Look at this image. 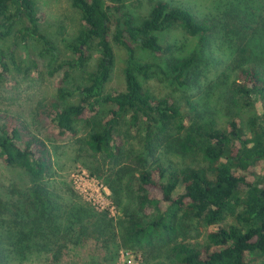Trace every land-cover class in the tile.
<instances>
[{
  "label": "trees",
  "instance_id": "obj_1",
  "mask_svg": "<svg viewBox=\"0 0 264 264\" xmlns=\"http://www.w3.org/2000/svg\"><path fill=\"white\" fill-rule=\"evenodd\" d=\"M126 1L73 0L82 29L67 45L71 55L63 57L42 32L44 15L33 0H0V40L18 47L0 48V82L11 86L13 73L21 71L20 49L30 57L26 73L41 77L44 65L48 77L55 79L56 95L37 105L36 125L58 142L75 137L81 123L92 126L86 147L102 162L96 169L86 164V169L105 180L121 213L116 221L108 211L60 201L46 182L53 173L47 142L22 118L0 113V164L21 169L28 178L17 201H0L2 213L10 215L1 220L8 249L0 246V264H8L11 256L27 260L55 253L58 259L68 243L78 245L84 238L102 241L107 251L119 249V239L123 247L142 251L146 263L153 261L149 264H254L264 257L260 116L251 113L250 136L237 118L223 128L207 127L195 121V104L186 102L188 112L171 96L152 97L142 81L160 71L173 76L179 86H192L191 75H198L196 62L206 56L211 43L218 44L229 53L226 69L236 76L228 84L225 101L249 109L257 105L264 118V0H223L213 25L166 1L157 2L149 17L136 25L123 9ZM178 27L197 38L198 45L192 54L171 58L164 67L162 58L173 47L163 45L159 34ZM117 52L125 58L124 89L109 94L106 88ZM95 55L86 83L75 82L74 73L84 71ZM125 123L145 135L150 156L143 159L142 169L126 165V142L118 134ZM158 151L200 158L205 166L150 165L149 158ZM107 161L112 168L106 169ZM228 218L232 222L227 223ZM198 226L206 228L204 243L191 242L201 238Z\"/></svg>",
  "mask_w": 264,
  "mask_h": 264
},
{
  "label": "rangeland",
  "instance_id": "obj_2",
  "mask_svg": "<svg viewBox=\"0 0 264 264\" xmlns=\"http://www.w3.org/2000/svg\"><path fill=\"white\" fill-rule=\"evenodd\" d=\"M159 1H166L173 6L186 9L195 16L196 20L206 21L210 25L216 23L218 10L223 6V2H226L223 0H128L123 4V9L136 25H141L149 17L153 6ZM33 2L36 4L38 11L44 15L43 22L40 25L42 32L54 42L63 57H69L71 51L67 45L79 35L82 29L81 14L73 7V0H33ZM159 36L163 45L173 47L172 52L162 58L164 67L171 58L183 59L192 54L199 42L197 38L187 35L179 27L160 33ZM11 43L12 41L0 40V48L12 47L13 50H17L18 47L13 46ZM112 43L117 51L120 50L113 41ZM119 53L117 52L111 80L106 88V92L109 94L124 89L122 64L124 65L125 58L123 53ZM143 53V51L137 52L138 56ZM18 56L22 57V69L18 73H13L11 77L13 80L12 85L8 86L5 82H0V113L22 118L30 125L35 134L47 142L53 155V173L50 177H47L46 182L49 188L60 198V201L63 203L80 202L91 205L96 210L97 208L101 211L102 209L103 211L109 210L110 215L117 221L121 213L114 203L110 190L106 188L105 180L95 178L86 169V164H91L96 169L98 164L102 162L99 158L95 159L86 147L85 139L92 130V126L81 123L75 137L59 142L51 140L45 129L40 125H36L34 113L40 102L55 97V79L48 77L43 61L44 75L38 77L26 73V69L31 66L30 57L23 49L19 50ZM96 57L97 55L94 56L92 63L84 71L74 73L75 82L86 83L87 73L95 68ZM148 59L149 61L153 60L152 57H148ZM160 61V59L155 60L157 63H161ZM229 61L230 57L226 48L211 43L206 50V56L196 62L198 75H191L192 86H179L174 81L173 76L164 75L160 71L157 72V75L143 80L142 83L147 93L152 97L171 96L179 105H185L188 112L190 106L186 102L190 101L195 104L197 107L196 112L199 113L195 121L200 120L199 122L206 124L207 127L223 128L228 121L237 118L241 123L244 134L250 136L248 120L251 113L255 112L260 116L259 124L263 126L264 118L257 105L255 109H249L225 101V91L228 84L233 82L236 77L235 73H229L230 71L226 69ZM108 109H103V114ZM100 117H103V115L100 114ZM118 134L126 142V165L133 170L142 169L144 166L143 159L150 156L145 149V135L142 131L131 130L128 123L119 128ZM148 162L150 165L155 162H167L179 167L197 166L199 164L205 166L200 158L182 157L173 153L165 155L162 151L156 152L154 156L149 158ZM108 167H113L109 161L106 162V169ZM114 169L117 171L119 167ZM126 179L128 178L126 177ZM128 181H126V184ZM27 184L28 178L23 170L0 164V201L4 205L17 201L20 193H24ZM131 192L132 180L126 185V196H130ZM103 201L104 205H101ZM10 209L11 207L7 210ZM9 217L8 212L2 213V209H0V223L2 218L8 219ZM226 222H232V218H228ZM198 229L201 238L191 240V242L200 241L204 243L206 228L200 226ZM4 230L5 227L1 223L0 246L8 249ZM116 245H119V249L114 246L107 251L102 241L84 238L78 245L68 243L58 259L54 258L55 253L40 254L27 260L22 259L23 261L20 258L11 256L8 259V264H128L126 263L125 254L124 257L122 255L126 251L131 252L134 256L132 264H149L153 262L151 260L146 263L142 251L123 247L119 239ZM161 260H165V258ZM254 264H264V257L256 259Z\"/></svg>",
  "mask_w": 264,
  "mask_h": 264
},
{
  "label": "built area",
  "instance_id": "obj_3",
  "mask_svg": "<svg viewBox=\"0 0 264 264\" xmlns=\"http://www.w3.org/2000/svg\"><path fill=\"white\" fill-rule=\"evenodd\" d=\"M107 188V187H106ZM101 205H104V201H103V203L101 204ZM97 208V207H96ZM101 211V209H99V208H97V211ZM102 211H103V209H102ZM108 212H109V210H107ZM124 254H125V256H126V263H128V264H132V259L134 258V256L132 255V253L131 252H129V251H126L125 253H122V255H123V257H124Z\"/></svg>",
  "mask_w": 264,
  "mask_h": 264
}]
</instances>
